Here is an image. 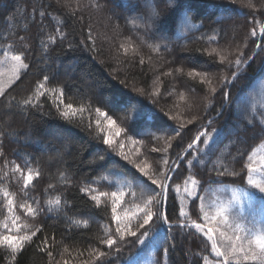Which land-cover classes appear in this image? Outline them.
I'll return each mask as SVG.
<instances>
[{
    "label": "trees",
    "instance_id": "trees-1",
    "mask_svg": "<svg viewBox=\"0 0 264 264\" xmlns=\"http://www.w3.org/2000/svg\"><path fill=\"white\" fill-rule=\"evenodd\" d=\"M96 2L99 3V8L92 7L91 0H0V56L24 53L25 62L30 66L22 73L20 80L8 89L5 97L0 98V132L6 135L8 132H15L19 136L18 142L4 140L5 157H0V174L5 158L21 165L25 159L30 158L32 166L39 167L41 176L33 181L35 187L29 188V195L38 197L42 206L47 199H54L56 196L67 201L58 215L42 214L36 220L24 216V213L16 208L22 223H27L33 228L42 226L43 231L33 238L34 243L27 246L15 264H49L47 254L38 251L45 236L51 245L48 250L53 252L52 264H64L65 261L68 264H130L133 259L140 264H191L197 258L185 255L189 249L204 254L201 244L203 238L195 234L194 230L189 234L187 230L182 232L176 228L171 233L174 245L173 239H169L167 243L160 244L158 250L152 246L140 245L137 238L131 236H126L124 241H119L117 237L120 251L116 250L117 246L109 249L101 243V239L108 227H111L112 234L115 235L116 225L111 219V195L102 198L101 207L97 208L80 189L87 181L88 186L97 188L98 191H124L126 195L118 209V214L123 215V209H132L140 202L138 187L135 197L131 195L130 178L133 175L155 187L137 171L136 163H148L151 166L149 174L152 169L162 170L164 158L176 160L178 154L203 131L211 133V147L206 149L207 156H204V153L199 154L196 166L191 170L202 182L200 194L205 198L217 197V193L231 192L230 189L234 187L252 191L247 186V170L241 169L247 162V156L253 151H258L260 145L264 144V135H261L259 124L261 115H264V50L256 47L257 43L264 41V36H261V29L264 28V0H236L235 3L231 0H180V8L191 9L190 12L180 13L181 16H193L194 13L192 22H202L203 27L185 31L182 20L176 19L177 12L180 11L177 9L165 24L168 30L176 26V34L171 39L162 40L149 39L150 34L143 27L136 29L133 26L131 19L138 13L125 8L124 0ZM249 3L255 6V10L248 6ZM41 5L42 10L48 13L44 20L45 33L39 31L37 23L28 19L34 6L37 9L36 18L39 19L38 11L41 10ZM161 11H164L162 5ZM217 14L223 17L220 23H215L219 18ZM57 21L61 22L60 26L66 34V39L61 41L57 38V43L49 48L47 60H44L40 39L47 33L55 32ZM213 29L217 31L218 40L208 42L207 35L211 34ZM252 30L257 33L255 37L251 35ZM202 34L204 38H201ZM22 36L24 40L20 39ZM142 38L146 41L143 45ZM9 43L13 47L5 52ZM25 44L29 47L25 48ZM121 44L127 47V52L120 47ZM148 44L159 45L160 51H153ZM237 45H240L245 57L254 53L255 55L247 65L240 66L238 79L227 83L226 81L232 80L234 64L231 67L227 62L221 64L219 57L210 56L208 52L213 47L227 48L231 53L229 60L234 62L240 54L236 50ZM177 68L182 71L177 73ZM193 70L204 71L207 74L206 79H211V85L207 82L201 83L200 76H188V72ZM169 72L171 75H167ZM45 74L50 78L49 87L64 88L66 103L71 102L77 108L86 109L91 105V113H78L74 122L68 123L57 113L53 102L55 97L51 93L41 98L43 109L30 108L27 112H21L15 106L16 101L31 95ZM211 88L216 89L215 93ZM157 90L159 96H153L152 93ZM225 92L229 94L227 99L224 97ZM121 93L147 105L171 127L161 124L148 129L145 134L130 137L127 129L131 126L129 117L132 110L122 112L108 109L101 102L109 96ZM13 97L15 100L9 108L8 101ZM98 106L108 111L116 120V125L125 131L116 136L114 129L107 127L104 118H99L101 127L98 128L95 123V109ZM166 112L176 119L169 120L168 116L164 115ZM218 112L221 114L217 115ZM253 113L255 126L248 125L247 131L240 132L235 126L246 125L247 117ZM193 116L196 119L188 124L187 121ZM182 123V135L169 140V137L174 135L173 130L179 128ZM29 131L31 139L25 141L24 134ZM109 132L114 141L111 147L103 143L104 135ZM238 132L242 142H235L238 140ZM57 133L66 138L62 143L68 147L62 160L56 157V149L61 143L57 139ZM135 140H141L143 143H135ZM202 141L203 138L196 145L197 148H205ZM169 143L172 145L170 148ZM152 148L158 150L153 152ZM238 151L243 155L236 156ZM121 152L128 157L127 160L119 154ZM25 153L28 155L25 156ZM100 155H104L105 159L100 160ZM193 155H196V152L190 151L186 159ZM233 156H236L235 162ZM201 157L208 161L207 167L202 168L199 164ZM212 164L227 165L230 171L234 169L240 175L218 178L214 172L209 173L207 170ZM61 172L65 173L70 183H61ZM169 174L172 179L169 181L167 213L170 220L177 222L180 196L184 193L185 181L189 176L186 161L181 162V166ZM105 177L107 179H104ZM217 180H222L223 186L214 183ZM49 184L53 187L49 188ZM21 185L22 181L20 185L15 182L0 183V187H6L16 194L17 204L25 199ZM177 186L179 193L175 191ZM205 188L207 191H204ZM256 203L259 206V201ZM184 205L187 209L190 201L185 200ZM236 209L237 213L242 211L245 223L251 219V211L246 203L242 209ZM190 214L193 219H197L198 208L192 206ZM6 216L5 203L0 197V222ZM69 217L90 218V225L88 228L83 225L69 227ZM146 228H160L165 236H169L168 227L162 223L153 221ZM94 248L110 255L96 260L95 253L92 252ZM142 248L143 251H140ZM164 248L169 249L166 257ZM0 264H8L3 250H0Z\"/></svg>",
    "mask_w": 264,
    "mask_h": 264
},
{
    "label": "snow or ice",
    "instance_id": "snow-or-ice-1",
    "mask_svg": "<svg viewBox=\"0 0 264 264\" xmlns=\"http://www.w3.org/2000/svg\"><path fill=\"white\" fill-rule=\"evenodd\" d=\"M92 7L99 8V3L96 0H91ZM232 3H235L236 0H231ZM161 5L164 8V11H161ZM249 7H252L255 10V6L251 3L248 4ZM124 7L127 8L130 12L138 13V15L131 19L133 26L136 29L143 27L147 33H149V39L153 40H162V39H171L176 34V26H173L172 30H168L165 27L168 18L171 16L172 12H176L177 9H180L177 12L176 19L182 20L183 27L185 31H188L192 28L199 30L203 27V23L194 24L192 22L193 16L184 14L181 16L180 13L190 12L191 9L180 8V0H124ZM41 10L38 11L39 19L37 20V9L34 6L31 13L28 16V19L32 22L37 23L39 26V31L45 33L44 20L48 13L42 10L43 5L40 6ZM74 14V13H73ZM218 15V19L215 23H220L222 16ZM140 21L139 23L137 22ZM128 23V19H126ZM61 22L57 21V27L54 33H47L43 35L40 39V49L41 55L44 60H47V53L49 48L52 45L57 43V38L61 41L66 39V34L62 31ZM251 35L255 37L257 35L255 30H252ZM261 36H264V28L261 29ZM201 38H204V34L201 35ZM5 39L7 37L5 36ZM21 40H24V37H20ZM92 40L91 31H89V41ZM218 34L215 29L212 30L211 34L207 35V41H217ZM84 43V41H81ZM145 39H141V44H145ZM25 48L29 47L28 44L24 45ZM148 47L153 48V51L159 52V45L148 44ZM246 46V45H245ZM13 47L12 44H7L5 47V52L11 50ZM93 44V49H94ZM121 48L125 52L128 51L125 45L121 44ZM256 47L258 49L264 50V41L257 43ZM171 50V49H169ZM236 50L240 53L236 56L234 62L229 60V53L227 48L221 49L217 47L211 48L208 55H215L219 57L220 63H228L231 67L234 64L235 71L231 73L232 80L226 81L227 83H232L237 80L240 76V66L247 65L249 61L254 58L255 53L252 56H244L243 51L240 49V45L236 46ZM143 63V60H141ZM4 61H0V98H4L8 89H10L18 80H20L22 73L26 72L29 69V64L25 62L24 53H13L9 60V69L7 73L3 68ZM182 69L177 68L176 72L180 73ZM171 75V72L167 73ZM206 73L204 71H189L188 76H200L201 83L207 82L211 85V79H206ZM6 77V78H5ZM49 76L45 74L43 79L39 81L32 94L26 98H23L19 101H16L15 106L21 112H27L28 109H43L44 104L42 97H45L49 93L52 94L54 99V104L56 111L59 116L68 123H73L77 114H83L85 111L91 113V105L88 108L80 107L77 108L71 102H65L66 92L62 86L49 87ZM142 91V90H139ZM211 91L215 93L216 89L211 88ZM172 93L170 92L169 95ZM153 96H159V91L152 93ZM228 93H224L225 99L228 98ZM71 99V97H68ZM183 93H181V99H183ZM15 98H11L8 101V107L11 108ZM105 104V107L108 109H114L119 111H125L131 109L130 120L131 126L127 129V132L130 137L137 136L139 134H145L148 129L156 127L157 125L163 124L164 126L171 127L167 125L166 122L162 120L161 117L157 115L151 108L147 105L142 104L139 100H134L132 97H128L125 94H118L114 96H109L101 101ZM96 117L95 123L97 127H101V120L99 118H104L107 122V127L109 129H114L115 135L119 136L122 131H125L124 128L118 127L116 125V120L112 115H109L108 111L102 110L99 106L95 109ZM221 113L218 112L217 115ZM168 116L169 120L176 119V117L169 116L166 112L164 114ZM255 113L247 117V124L241 127L236 125L235 127L239 129L240 132L248 130V125L255 126ZM196 119L193 116L187 121L188 124L193 123ZM91 119L89 120V128H91ZM261 125L260 132L261 135H264V115H261L259 120ZM81 126H83V119L81 116ZM184 127L182 123L179 128L174 129V135L169 137V140H173L176 137L182 135L181 130ZM238 140L235 142H242L239 140V132L237 133ZM159 139V137H155ZM205 145V148H197L196 145L201 142ZM212 138L211 133L199 132L195 139L188 144L186 149H183L179 154L176 160H171L169 158L163 159V169L157 170L152 169L151 174H149V168L151 167L148 163H136L137 171L150 181L151 187L146 184L143 180H140L136 176L130 178V188L131 195L135 197L136 188L140 189V202L135 204V207L132 209H123V215L118 214V209L121 207L124 198L125 192L122 190L119 191H98L97 188L88 186V182H85V186L81 187L80 191L89 196V198L94 202L97 208L101 207L102 198L108 197L111 195V219L115 223V235L112 234L111 227H108L105 230L104 237L101 239V243L107 245L109 249L113 246H117L116 250L120 251L118 246V240L124 241L126 236L136 237L137 242L145 247L152 246L159 249L160 244L167 243L171 237V233L179 228L182 232L187 230L191 234L194 230L195 234H198L203 238L201 244L203 245L204 254L201 251L192 252L189 249L185 255L196 257L191 264H264V154L259 156V159H255L256 152L253 151L247 156V162L244 163V169L247 170V186L252 191H248L241 187L231 188V199L227 203H221L219 205H214L211 209L205 205V197L201 195V185L202 182L198 179L193 173L192 168L196 166L197 159L200 153H204V156L208 155L206 151L207 148H210V139ZM8 139L12 142H18L19 136L15 132H8L7 135L4 132H0V157H5L4 152V140ZM25 141L31 139V132L24 134ZM58 141H61L60 147L56 149V157L60 160L63 159L64 155L68 151L66 144L62 143L66 139L62 134L57 133ZM99 139V137H97ZM135 143L142 144L143 141L135 140ZM230 142V143H235ZM103 143L111 147L114 143L112 139V134L109 132L103 137ZM171 143L168 144L170 148ZM261 149H264V144L260 145ZM123 148V144H121ZM158 149L152 148L151 151L155 152ZM167 149H165V152ZM190 151L196 152V155L191 156L190 159H186ZM124 159H128L123 152L119 153ZM25 156L28 154L25 153ZM243 153L237 152L236 156H242ZM236 156H233V162L236 161ZM100 160H104L105 156L100 155ZM189 169V176L185 181L184 193L180 196V207H179V220L173 222L170 220L167 213V202L170 197V183L172 179L169 173L175 172L177 168L181 166V162H185ZM199 164L202 168L207 167L208 161L204 160L202 157L199 159ZM171 165V166H170ZM209 173H215L218 178H223L225 176L237 177L240 173L236 172L234 169L229 170L227 165L219 166L218 164H212L211 167L207 168ZM19 174V175H17ZM41 176V171L39 167H33L30 158L25 159L23 165L16 163L15 161H9L7 158L4 159V165L2 174H0V183H12L21 185V191L24 193V201L17 204L15 199L16 194L7 190L6 187H0V197H2L3 202L7 210L6 218L0 222V250H3L5 256L8 260V264H15L19 256L26 250L27 246L34 243V237L38 233L43 231L42 226H36L33 228L27 223L21 222V216L17 214L16 208L18 207L20 211L24 213V216L36 220L37 217L42 214H59L67 204V201L62 200L60 196H56L54 199H47L44 205H41L40 199L38 197H31L29 195V188L35 187L33 181L38 179ZM61 183H70L67 180V177L64 172L60 173ZM104 179H107L105 177ZM214 183H217L223 186L222 180H217ZM49 188H52L53 185L49 184ZM158 189V191H157ZM175 191L179 193V186L176 187ZM207 191V188L204 189ZM190 201V206L186 209L184 201ZM257 201H259V206H257ZM198 202V203H197ZM246 203L249 210L251 211V219L244 222L245 217L241 213L235 215H229L230 208L232 204H237L243 208V204ZM192 206L198 208V218L193 219L191 213ZM155 221L156 223H162L168 227L169 236H165L160 228H146L147 225H150ZM88 228L90 225L89 219H76L68 218V226H76ZM144 229V231H140ZM139 233V235H138ZM118 237V240H117ZM54 240V237H53ZM51 245L48 242V237L45 236L41 241V245L38 247V251L41 253H46L49 257V264H52L54 259L53 252L48 249ZM67 251V249H65ZM143 251V248L140 250ZM92 252L95 253L94 259L100 260L103 257L110 255L97 248L92 249ZM169 249L164 248L165 257L168 255ZM139 254V253H138ZM64 264H68L67 261ZM130 264H140L139 261L133 259Z\"/></svg>",
    "mask_w": 264,
    "mask_h": 264
},
{
    "label": "rangeland",
    "instance_id": "rangeland-1",
    "mask_svg": "<svg viewBox=\"0 0 264 264\" xmlns=\"http://www.w3.org/2000/svg\"><path fill=\"white\" fill-rule=\"evenodd\" d=\"M10 57L11 56H0V61H4L3 68H4L6 73H7L8 69H9ZM261 154H264V149L260 148V149H258V151H256L255 159L258 160L259 156ZM217 195H218L217 197H207V198H205V205L207 207H209V209H211L214 205H219L221 203H227L231 199V192H228V191H227V193H217ZM240 207L237 204H232L231 208H230L229 215L231 216V215L237 214L238 211H237L236 208H240Z\"/></svg>",
    "mask_w": 264,
    "mask_h": 264
}]
</instances>
